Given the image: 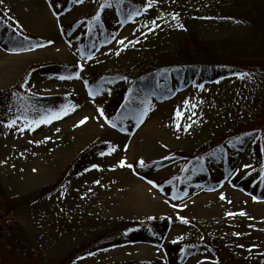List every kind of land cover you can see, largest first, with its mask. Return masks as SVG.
<instances>
[{"label":"rangeland","instance_id":"rangeland-1","mask_svg":"<svg viewBox=\"0 0 264 264\" xmlns=\"http://www.w3.org/2000/svg\"><path fill=\"white\" fill-rule=\"evenodd\" d=\"M102 1L0 3V15L18 33L46 41L21 51H11L0 43V93L19 87L23 81L21 87L29 94L69 95L76 101V107L67 115L35 130L24 127L23 118L11 128L6 126L8 120L0 121V201L2 197L30 199V203L4 216L13 237L22 235V244L29 245V252L17 253L19 258L15 260L13 255L7 257L0 245V264H33V259L36 264H167L165 245L209 244L212 239H219L224 254L229 251L228 264H264V199L253 200L252 195L232 184L234 178L255 169L264 174V58L263 66L259 65L254 73L199 85L187 82L170 97L140 103L142 109L147 106V114L123 132L108 123V113L114 111L111 105L115 93L90 96L84 82L86 76L109 74L116 76L115 89L121 90L127 81L118 76L125 77L130 68L179 44L189 49L184 31L172 19L173 13L198 17L196 33L204 41L246 45L249 28L203 18L201 0H132L145 3L143 14L121 23L108 43L101 44L89 59L83 60L76 50V41ZM110 3L112 7L106 9V15L115 19V2ZM149 3L152 7L147 8ZM95 28L99 30L97 23ZM122 39L123 44L119 43ZM259 41L264 51V37ZM48 64L67 66L76 72L71 78L56 79L31 70ZM185 100L189 101L187 105ZM97 109H102L104 115ZM177 109L182 112L179 129ZM84 117H88L87 121L79 125ZM185 125L191 126L184 130ZM240 132L248 133V139L231 159L227 174L215 171L219 176L217 188L207 190L195 185L180 198L164 187L158 188L178 175L191 156L216 140ZM96 143L109 144L108 151H102L105 155L89 152L84 158L88 160L86 168L61 179L66 167ZM113 147L115 151L111 150ZM121 159L133 167H120ZM140 160L144 161L143 166ZM47 186L54 190L42 194ZM241 211L246 215H239ZM155 217L174 222L159 245L140 237L122 243L113 238L130 228L139 229L146 219ZM106 239L115 246L92 255L82 252L93 241ZM219 256L220 252L213 249L189 256L181 264H215Z\"/></svg>","mask_w":264,"mask_h":264},{"label":"trees","instance_id":"trees-1","mask_svg":"<svg viewBox=\"0 0 264 264\" xmlns=\"http://www.w3.org/2000/svg\"><path fill=\"white\" fill-rule=\"evenodd\" d=\"M113 1L116 7L115 19H110L106 15V9L108 8L101 9L100 7L106 0H103L97 9V12L100 13L99 21L93 19L97 12L89 16L85 27L77 39L78 42L75 40L79 57L89 58L98 46L108 43L115 29L125 20H129L128 13L133 11L138 12L139 15L132 17L136 18L140 17L145 10V3L138 1L120 0L119 5H117L116 0ZM201 1L203 3V6H201L203 18L211 19L218 23L230 22L241 24L242 26L246 25L250 30L247 35L249 43L246 45H230L224 42L204 41L196 33L198 17L192 18L177 13L178 19H172L177 25H183L181 30L185 33L184 40H187V44L191 46L189 49H184L179 44L174 47L175 49L172 48L159 55H152L146 63L130 68L125 77L122 75L118 76L122 79L126 78L127 81L125 88L121 90L115 89L116 76L109 74L86 76L84 82L87 81V86L85 85V87L88 91L91 90L97 93L96 95L105 92L108 94L115 93L116 99L111 105L113 108L110 107L114 111L113 113H108L110 114L109 122L111 124L115 123L121 132L127 130L131 124L137 122L134 117L139 115L140 106L138 105L142 101L170 95L174 90L189 81L199 85L205 81L211 82L227 76H238V74L247 72L254 73L256 69L263 66L261 60L264 58V51L260 47L259 38L262 40L264 37V0H244L243 3L238 2V0ZM95 23L98 24L99 30H96ZM25 37L27 36L18 33L0 15V43L3 44L2 46L13 49L36 45L41 46L46 43V41L35 37H27L28 39L25 40ZM31 70H35L38 74L40 73V76H50L56 79L74 76L76 72L67 66L54 64L40 66ZM22 82L18 84L19 87H14L9 91L0 93V121H9L11 118L17 119V117L22 119L24 115H27L29 119H33L36 117V112L32 111V107L44 110H59L64 105L76 106V101L69 95L38 96L29 94L21 87L24 83ZM70 110L71 108H69ZM246 136H248V133H232L222 141L216 140L212 142L208 147L203 148L202 152L191 156L180 169L178 175L170 179V181L163 183L164 187L172 196L180 198L189 188L195 185L203 186L205 189L217 186L219 176L215 174V171L222 170L224 174L230 171L231 159L239 153V150L248 139ZM108 145V143L91 145V148L80 153L66 167L67 171L62 175L61 179L69 178L70 175L78 172L79 168H86L84 166L85 163L88 164V160L85 161L84 158L89 152L108 151ZM149 165L152 164H147L146 166H153ZM232 182L241 190L258 198H264V174L260 175L259 169H255L242 177L234 178ZM47 187L42 191V194L50 193L54 190V187ZM29 200L24 197H2V202L0 201V245L3 246L7 257L13 255L15 260L19 258L16 256L17 253L25 255L29 252V245L22 244L24 243L22 242L24 240L22 235L19 234L13 237L11 227H8L4 221V216L30 203L28 202ZM173 223L172 220L164 217L148 218L139 229L130 228L120 233L118 237L113 236V238L122 243L133 242L132 240L136 237H140L152 244H157ZM122 239L124 241H120ZM114 246L115 243L110 242V239L99 242L93 241L91 247L82 252L85 255H92ZM221 246L219 239H212L209 244H168L164 247L165 253L168 256L166 263L181 264L189 256L196 255L197 253L213 252V249H215L220 252V256L218 261L216 260L214 263L228 264L226 260L229 251L227 254H224V248L222 250ZM81 248L83 247L81 246ZM182 248L185 250L183 253L181 252ZM31 257L33 259V256ZM20 264L26 263L20 262ZM33 264H36L34 259ZM130 264L156 263L148 261L132 262ZM235 264H237V261Z\"/></svg>","mask_w":264,"mask_h":264},{"label":"snow or ice","instance_id":"snow-or-ice-1","mask_svg":"<svg viewBox=\"0 0 264 264\" xmlns=\"http://www.w3.org/2000/svg\"><path fill=\"white\" fill-rule=\"evenodd\" d=\"M78 2H82V0H78ZM0 3H2V0H0ZM116 3L117 5H119L120 3V0H116ZM101 9H104V8H111L112 7V4L110 2H108V0H106V2L104 4H102L101 6ZM152 7V4L149 3L147 5V8H150ZM135 15H139L138 12L136 11H133V12H130L128 13V19L131 20L133 16ZM172 15V18L173 19H178V14H171ZM159 18V17H158ZM94 20L96 21H99L100 20V13L97 12V14L93 17ZM152 24L156 27H158V25H156L155 21H152ZM178 27L180 28H183V25L182 24H179ZM152 29H149V31H151ZM25 40H27L28 38L25 37L24 38ZM126 39V38H124ZM123 39L119 41V43L123 44ZM11 51H21V50H25L23 47H18V48H13V49H10ZM81 68H82V65H81ZM77 77H78V73L76 74ZM238 75H247L246 73L244 74H238ZM61 79H65V77H60ZM67 78H71V77H67ZM85 85L87 86V81H85ZM97 93L93 92V91H89V95L90 96H94L96 95ZM143 103V102H142ZM189 103V101L185 100L184 101V104L187 105ZM76 106L75 105H64L62 106L59 110H52V109H47V110H44V109H36L35 107H32V111L36 112V117L33 118V119H29V117L27 115H24L23 116V120H24V127L28 128L29 130H35V128L39 127L41 124H50L52 123L54 120H57V119H61L62 116L64 115H67L68 114V111H69V108L73 109L75 108ZM193 107H195V105H193ZM147 106H145L144 109L140 110L139 111V115L138 116H135L134 118L137 120V122L139 123L140 119L147 114ZM97 111H99L100 115L103 116L104 113H103V110L102 109H97ZM175 116L177 118V128L179 129L180 128V124H179V119L182 117V112L180 109H177L175 111ZM17 119H20V117H17ZM17 119H12V120H9L8 123H7V127L11 128L14 124H16L17 122ZM88 117H84L82 118L78 123L79 125H83L86 121H87ZM107 119V118H106ZM191 125H185L184 126V130H187L188 127H190ZM112 127H116V124L115 123H112ZM19 130H23V129H19ZM123 130V129H122ZM57 132L60 131V129H56ZM45 139H48L47 137ZM126 147V146H125ZM112 151H115V148L113 147L111 149ZM108 154H111V152H109ZM101 155H105V153H101ZM140 165L143 166L144 165V161L143 160H140L139 161ZM119 166L120 167H127L129 169H131L133 167V165L131 163H126V161L124 159H121L119 161ZM93 168H98L99 166L98 165H92ZM244 167H249L248 165H244ZM35 171V169H34ZM95 183H99V181H95ZM149 184H153L154 185V182L149 180L148 181ZM155 186V185H154ZM220 198L221 200L225 199L224 197V194L221 193L220 194ZM253 200L257 199L255 196L252 197ZM174 207H176L174 205ZM228 215H236L235 213H228ZM239 215H246L245 212L241 211L239 213ZM251 219V217H249ZM183 223L187 224L188 223V220L184 217H180L179 218ZM237 235H239V233H237ZM177 239H181L180 237H178ZM175 242V241H173ZM240 247H243V245H240ZM185 250L182 248L181 249V252L183 253Z\"/></svg>","mask_w":264,"mask_h":264}]
</instances>
